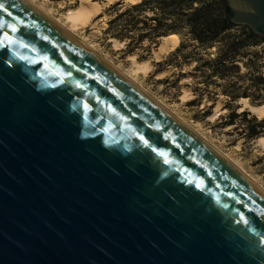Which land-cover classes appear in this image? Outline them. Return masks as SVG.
<instances>
[{"label": "water", "instance_id": "water-1", "mask_svg": "<svg viewBox=\"0 0 264 264\" xmlns=\"http://www.w3.org/2000/svg\"><path fill=\"white\" fill-rule=\"evenodd\" d=\"M0 5V264H264L263 193L26 1ZM227 13L264 36V0Z\"/></svg>", "mask_w": 264, "mask_h": 264}, {"label": "rangeland", "instance_id": "rangeland-1", "mask_svg": "<svg viewBox=\"0 0 264 264\" xmlns=\"http://www.w3.org/2000/svg\"><path fill=\"white\" fill-rule=\"evenodd\" d=\"M31 1L45 6L52 15L61 17L66 25L64 18L66 11L81 2L80 0ZM97 1L104 2V0ZM130 4L119 0L114 4L104 5L103 12L96 21L78 30V36L103 57L113 61L163 106L190 124L210 144L237 162L258 185L264 188V148L259 146L256 138H248L246 134L247 126L255 124L254 114L251 112L248 115V119H251L249 122L240 114L236 116V113L242 112L240 111L243 105L240 101L242 96L234 100L227 94L235 91L242 95L247 85L242 75L254 72L264 75V39L259 44L251 40L244 50L241 49L235 58L238 67L232 69L230 74L227 72L228 63L222 64L219 57L227 50L226 39H244L245 33L247 37L249 36V28L241 23L220 34L218 37L220 41L208 48L202 47L186 31L184 34L175 33L177 40L169 43L171 49L165 51L163 57L158 60L154 51L164 36L152 38L148 35L143 41L140 38L148 25L156 24L153 18L157 13L154 10L148 9L143 17L138 13L135 14L142 19L140 25L143 21L148 24L145 27L139 26V29H134L131 34H125L122 27L128 17L112 23ZM132 39L133 43L129 46V41ZM248 39L258 38L248 37ZM116 40L124 43H116ZM132 55L141 62L150 63L151 68L148 73L135 71L130 58ZM262 88L264 93V86ZM249 100L252 103L250 98ZM219 103L220 113L215 114Z\"/></svg>", "mask_w": 264, "mask_h": 264}, {"label": "trees", "instance_id": "trees-1", "mask_svg": "<svg viewBox=\"0 0 264 264\" xmlns=\"http://www.w3.org/2000/svg\"><path fill=\"white\" fill-rule=\"evenodd\" d=\"M227 6L228 0H142L141 2L130 4L117 15L112 23L120 21L123 17H128L122 27L125 34H131L134 29H139V26L144 25L145 27L148 24L143 21V24L140 25L142 22L141 17L148 9L154 10L157 13L156 17L153 18L156 20V24L147 26V30L140 35L141 41L148 35H151L152 38H157L165 35L176 36L178 33L184 34L186 31L202 47L208 48L220 41L218 39L220 34L239 25L234 23L228 16ZM137 13L141 17L135 15ZM243 25L249 28V38L258 39H248L246 33L244 39H226L227 50L219 58L222 64L228 63V74H230L232 69L238 67L235 63V58L241 49L244 50L251 40L255 44H259L264 39V36L256 33L249 25ZM132 43L133 39L129 41V46ZM222 76L225 77L223 74ZM241 77H244L247 82L242 95H240L241 93H235V91L227 94L234 100L242 96L250 98L253 104H263L264 93H262V86H264V75L260 72H254L244 74ZM250 113V110L245 109L240 113H236V116L240 114L249 122L251 120L248 119ZM253 121L255 124L252 126L248 125L246 128L248 138H257L264 135V117L259 118L254 114Z\"/></svg>", "mask_w": 264, "mask_h": 264}, {"label": "bare ground", "instance_id": "bare-ground-1", "mask_svg": "<svg viewBox=\"0 0 264 264\" xmlns=\"http://www.w3.org/2000/svg\"><path fill=\"white\" fill-rule=\"evenodd\" d=\"M24 1H26L35 10H37L38 12L46 16L49 20L54 22L58 27H60L62 30L68 33L72 38H74L78 43L83 45L86 49H88L93 54H95L100 59H102V61H104L106 64L112 67L116 72L121 74L131 85H133L143 94H145L150 100L158 104L164 111H166V113L171 115L176 121L182 124L188 131L193 133L206 146H208L212 151H214L222 160H224L227 164H229L235 171H237L246 180H248L253 186H255L261 193L264 194V188L258 185L257 182L248 173H246V171H244V169H242L237 162L232 160L228 155L223 153L216 146H214L213 144H210L204 137H202V135H200L197 131H195L194 128L190 124H188L186 121H184L179 116L174 114L172 110L163 106L161 102H159L154 96L148 93L143 87L138 85L136 81H134L133 78L126 75L113 61L107 59L106 57H103L97 50L90 47L82 38L78 36L77 34L78 30L88 26L89 24H93L94 21H96V18H98L99 15L103 12V7H105L104 5H111V4L118 2L119 0H104V2H100L97 0H80L81 2L79 5H77L76 7L69 8L66 11L64 18H65V22L67 23V25L62 22L61 17L52 15L51 12L45 6L35 3L31 0H24ZM122 1L125 3L133 4V3L141 2L142 0H122ZM112 40L114 41V39ZM173 40H177L176 36L174 35L163 37L162 42L158 45L157 49H155L154 51L158 60H160L161 57H163V53L165 51L171 49V45L169 43H171V41ZM119 42L124 43L123 41L116 40V43H119ZM130 58H132L135 71H142V72L148 73V71L151 68V65L148 61L141 62L137 60L136 56L134 55H132ZM186 92H188V90ZM240 101L243 102V105L240 107V111L248 109L253 114H256L259 118L264 117V103L258 104V105L253 104L250 102L249 98H245V97L244 98L242 97ZM216 108L218 109V111L215 114H219L221 110L220 103L216 106ZM256 141L259 144V146L264 148V135L257 137Z\"/></svg>", "mask_w": 264, "mask_h": 264}, {"label": "snow or ice", "instance_id": "snow-or-ice-1", "mask_svg": "<svg viewBox=\"0 0 264 264\" xmlns=\"http://www.w3.org/2000/svg\"><path fill=\"white\" fill-rule=\"evenodd\" d=\"M0 8H3V5H0ZM13 31H15V29H13Z\"/></svg>", "mask_w": 264, "mask_h": 264}]
</instances>
